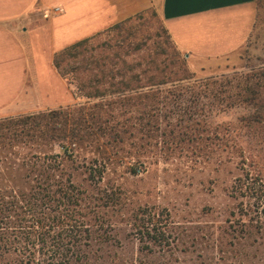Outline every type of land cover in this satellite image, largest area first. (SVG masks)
<instances>
[{
  "label": "trees",
  "instance_id": "16d2710c",
  "mask_svg": "<svg viewBox=\"0 0 264 264\" xmlns=\"http://www.w3.org/2000/svg\"><path fill=\"white\" fill-rule=\"evenodd\" d=\"M136 17L107 29L121 28ZM103 31L74 41L53 55L52 64L58 74L73 83L87 101L0 122V257L14 255L4 264H70L82 259L88 244L85 215L78 209L81 190L70 180L55 178L51 171L58 163L42 167L41 159L59 157L58 153L47 155L42 146L51 148L53 142H58L62 153L69 157L88 147L95 156L84 159L81 166L88 172V179L96 183L106 170L104 147L123 141L128 132L118 129H141L139 139L155 135L154 129L168 127L189 129L180 133L182 138L189 134L187 140L227 136L235 141V136L241 135L236 126L213 123L210 115L231 106L252 105L257 112L237 117L236 122L248 128L247 142L264 141V131L258 130L264 126V68L245 74L242 84L235 85L234 95L227 87L214 86V79L160 88L167 82L190 79L191 75L182 67L172 70L158 61L154 54L163 51L144 59V55L139 57L131 51L138 45L124 50L123 41L94 44ZM175 52L177 57L179 52ZM195 129L212 130L202 137L194 133ZM128 136L134 133L130 131ZM30 140L35 149L26 142ZM238 149L242 172L235 177L230 195L246 199H241L231 214L264 224V154L250 146ZM168 215L165 208L139 209L137 238L159 247L169 246L172 239ZM142 247L147 248V244Z\"/></svg>",
  "mask_w": 264,
  "mask_h": 264
},
{
  "label": "rangeland",
  "instance_id": "374dc122",
  "mask_svg": "<svg viewBox=\"0 0 264 264\" xmlns=\"http://www.w3.org/2000/svg\"><path fill=\"white\" fill-rule=\"evenodd\" d=\"M257 2V21L239 58L213 67L193 69L181 52L178 51L176 57V48L154 9L145 11L121 28L103 31L95 37L94 44L105 46L116 40L123 41V46L127 47L124 50L138 45L137 50L131 51H136L139 57L144 55V59L156 51H163V54H154L158 61L172 70L182 67L191 75L190 79L167 82L160 88L214 79V86L227 87L229 94L234 95L235 85L242 84L245 74L264 68V0ZM52 60L44 74V100L40 111L87 101L73 83L58 74ZM176 60L181 61V65ZM256 112L252 105H236L210 115L213 123L236 126L241 135L235 136V141L227 136L219 140H187L189 134L182 138L180 133L189 132V129H168L166 126V129H154L155 135L142 139H139L141 129H118L128 132L123 135V141L104 147L106 170L96 183L88 179V172L81 166L84 159L95 156L88 147L78 149L69 157L62 153L58 142H53L51 148L42 146L47 155L59 154V157L41 159L42 167L58 163L51 171L55 178L70 180L81 190L78 209L85 215L89 238L82 259L72 260L70 264H264V224L231 214L236 211L237 203L246 199L230 195L235 177L242 172L238 147L250 146L264 154V141L247 142L248 128L236 122L237 117ZM22 115L25 114L0 117V122ZM211 130L195 129L194 133L204 137L206 131ZM216 130L225 133L223 129ZM258 130L264 131V126ZM130 131L133 137L128 136ZM160 131L164 134L160 135ZM26 142L35 149L31 140ZM132 168L136 169L135 173L130 172ZM145 207L168 211V231L172 239L169 246L159 247L137 238L136 215ZM143 244H147V248L142 247ZM13 257L3 255L0 264Z\"/></svg>",
  "mask_w": 264,
  "mask_h": 264
},
{
  "label": "crops",
  "instance_id": "0c3cea01",
  "mask_svg": "<svg viewBox=\"0 0 264 264\" xmlns=\"http://www.w3.org/2000/svg\"><path fill=\"white\" fill-rule=\"evenodd\" d=\"M150 9L193 69L238 59L258 17L257 0H0V117L42 110L55 52Z\"/></svg>",
  "mask_w": 264,
  "mask_h": 264
},
{
  "label": "built area",
  "instance_id": "2783aa9c",
  "mask_svg": "<svg viewBox=\"0 0 264 264\" xmlns=\"http://www.w3.org/2000/svg\"><path fill=\"white\" fill-rule=\"evenodd\" d=\"M56 9V8H55Z\"/></svg>",
  "mask_w": 264,
  "mask_h": 264
}]
</instances>
